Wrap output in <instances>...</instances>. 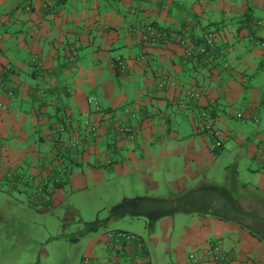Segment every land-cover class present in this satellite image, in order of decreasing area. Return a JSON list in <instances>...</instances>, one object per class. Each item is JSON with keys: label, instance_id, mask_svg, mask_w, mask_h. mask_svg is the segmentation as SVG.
<instances>
[{"label": "crops", "instance_id": "1", "mask_svg": "<svg viewBox=\"0 0 264 264\" xmlns=\"http://www.w3.org/2000/svg\"><path fill=\"white\" fill-rule=\"evenodd\" d=\"M147 24L169 40L143 43L135 29ZM210 30L225 63L187 60L185 38ZM118 59L123 76L112 67ZM160 77L175 85L160 88ZM190 90L199 108L177 105ZM100 106L112 114L95 113ZM204 108L220 132L218 151L198 130L195 111ZM64 119V139L87 122L99 126L96 139L58 154L52 134ZM117 124L136 137L117 134ZM0 155L22 177L52 182L60 156L70 173L38 206L80 217L77 245L103 228V243L80 261L67 247L48 264H133L134 246L104 241L111 230L142 237L151 264L264 263V0H0ZM87 197L94 220L74 202Z\"/></svg>", "mask_w": 264, "mask_h": 264}, {"label": "rangeland", "instance_id": "2", "mask_svg": "<svg viewBox=\"0 0 264 264\" xmlns=\"http://www.w3.org/2000/svg\"><path fill=\"white\" fill-rule=\"evenodd\" d=\"M183 1L187 5V3L192 2L194 4L195 1L199 0ZM0 162L4 164H0V167H4V171L0 169V264H36L37 261L39 264H48L47 261L59 260L56 249L61 251L67 247V252L74 253V258H79L80 261L89 246L94 244L97 246V244L103 243L97 241V237L102 234L103 230V228L99 227L96 232L79 236L80 243L78 245L75 244L70 238L79 235L74 236L73 233L76 232L80 217L77 220L75 214L67 211L68 209L49 210L43 213L41 206L34 205L30 207L27 203L23 205L11 200L3 187L12 186L15 189L12 182L6 178L16 171H12L9 161L7 159L4 160L1 155ZM27 179L29 180V178H21L18 183L22 184ZM102 197L106 198L105 193L102 194ZM92 198L74 199V202L78 203V206L82 209L84 219L87 220L95 219L94 208L91 204ZM22 199L27 202V198ZM79 223L82 228V223ZM122 226L127 227V225ZM258 230L264 232V227L258 228ZM45 246L50 253V257H47L45 253Z\"/></svg>", "mask_w": 264, "mask_h": 264}, {"label": "built area", "instance_id": "3", "mask_svg": "<svg viewBox=\"0 0 264 264\" xmlns=\"http://www.w3.org/2000/svg\"><path fill=\"white\" fill-rule=\"evenodd\" d=\"M31 8H26L27 11H29ZM141 30H138L141 35V40L143 43L152 45V46H157V45H162L168 40V34L164 32L160 27L154 25V24H147L144 26L140 27ZM136 31V30H135ZM216 36L214 33H207L206 36L204 37L202 43L198 45H194L191 41H187L186 39L183 41V46H184V53H185V58L189 60L190 62L196 63V64H202L204 63L205 65H212L216 66L217 64L220 63H225V58H224V52H217L216 46ZM143 57L137 58V60H142ZM116 64L114 65V70L116 72H120L122 74H126L127 67L125 66V62L121 59L116 60ZM159 85L161 88H166V87H173L175 84L173 81L166 79L164 77H160ZM187 99L189 101H197L200 98V94L196 92L195 90H190L186 94ZM91 103L93 102V99L89 100ZM212 110L210 108H204L199 111H196L195 113L198 115L199 118H201L200 122V131L203 134H206L210 136L211 139H213L212 142V150L217 151L222 147V141L220 137V132L217 131L213 125V114L211 112ZM85 132L83 134L84 138H90L91 136L88 135V132L91 134L94 133L98 128L96 125H93L90 122L85 123L84 127ZM60 130L63 132L64 127L62 126ZM116 133H122L125 134L131 138H135L136 130L132 126H115ZM60 135L58 134L55 136L54 143L56 144L57 151L62 150H76L80 147H82L83 144V139L80 137H75V138H66L63 140H59ZM64 167V166H63ZM65 169V168H64ZM106 241L110 243H115V244H131L134 246V258L135 262L138 264H146L143 261V244L141 239L136 236L135 234L132 233H127L124 231L120 232H108L106 234ZM214 251L218 252V249H215ZM210 260L207 261H216V257L213 253H210ZM191 259L195 261V264H198V260L194 259L193 256H191ZM203 261V260H200ZM259 264H264V263H259Z\"/></svg>", "mask_w": 264, "mask_h": 264}, {"label": "trees", "instance_id": "4", "mask_svg": "<svg viewBox=\"0 0 264 264\" xmlns=\"http://www.w3.org/2000/svg\"><path fill=\"white\" fill-rule=\"evenodd\" d=\"M155 25V24H154ZM141 27V26H140ZM136 31L137 30H141V29H135ZM165 31H167V30H165ZM209 32H211V33H214L215 34V31H208L207 33H209ZM206 33V34H207ZM206 34L201 38V39H199V40H189L188 38H185L187 41H191L194 45H198V44H200V43H202V41H203V39H204V37L206 36ZM168 40H169V34H168ZM167 40V41H168ZM215 46H216V44H215ZM216 49H217V46H216ZM222 51V50H221ZM221 51H219L218 49H217V52L219 53V52H221ZM224 58H225V60H226V54H225V52H224ZM116 61L114 60L113 61V63H112V67H113V69H114V65L116 64L115 63ZM202 64H204V63H202ZM32 65L33 66H36V67H42V65H41V63L39 62V60H37V59H34L33 60V62H32ZM201 65V64H200ZM205 65V64H204ZM217 66V65H216ZM114 72L117 74V75H120V76H123L124 74H122V73H120V72H116L115 70H114ZM166 79H168V78H166ZM169 80H171V79H169ZM171 81H173V80H171ZM160 87V86H159ZM161 88V87H160ZM167 88H169V87H166V88H163V89H167ZM34 91H35V88H32ZM7 95L9 96V98H14L15 97V91H12V90H9L8 91V93H7ZM186 97V96H185ZM183 98L181 101H178L177 102V105H179V104H182V105H184V104H188L189 106L190 105H192L193 107L194 106H196V108L198 107L197 106V101L195 102V101H189V99H187V98ZM90 99H93V102L91 103L89 100ZM89 100H88V103L89 104H93V105H95V106H97L98 105V103H97V99L95 98V97H89ZM199 108V107H198ZM201 110V109H200ZM108 110H105V109H103L102 108V106H100L99 108H97V109H95V113H104V114H112L111 112H107ZM196 111H199V109H196ZM195 111V112H196ZM196 116H197V119H198V123H199V125H198V130H199V132L200 133H202L201 131H200V122H201V118H199L198 117V115L196 114ZM112 120H114V115L112 116ZM213 125H214V127H215V120H214V118H213ZM64 127V130H63V132L60 130V128L61 127ZM70 126H71V121L70 120H62V122H59L58 123V125H57V127L55 128V130H54V132H53V134H52V139H53V143H54V139H55V136H57L58 134L60 135V137H59V140L61 139V140H63V135L65 134V132L66 133H68L67 132V130H68V128L69 129H71L70 128ZM96 126H97V124H96ZM99 126H97V128H98ZM215 129H216V127H215ZM217 130V129H216ZM84 132H85V130H84V128L82 129L81 128V130L79 131V133H77L76 134V137H80V138H82L83 139V144H82V147H80L79 146V148L78 149H76V150H80V149H83V147H85V146H88V145H90V144H92L93 143V141L96 139V137H97V133H98V129L94 132V133H90V132H88V135H90L91 137L90 138H84V136H83V134H84ZM117 134H119V135H125V134H122V133H117ZM203 134V133H202ZM125 136H127V135H125ZM127 137H129V136H127ZM136 137V136H135ZM129 138H131V137H129ZM70 139H72V138H70ZM132 139H134V138H132ZM54 146H56V144L54 143ZM222 147H223V144H222ZM221 147V148H222ZM220 148V149H221ZM219 149V150H220ZM62 150V149H61ZM61 150L60 151H58L57 153L58 154H60L61 155ZM76 150H73V151H76ZM69 152H70V149L68 150ZM218 151V150H217ZM58 158H59V162L58 163H60V164H57L58 166L56 167L57 169H56V171H57V174H58V176H59V178H60V180L59 181H55V180H53V182H52V180L51 179H49L48 181H40V180H35V179H32V178H30V177H28L29 178V180L27 179L25 182H23L22 184H20V185H22V187H18L17 185H16V183H18L20 180H21V178H24V177H22L20 174H18L17 172H15L14 174H11V175H9L6 179H8L10 182H12V184L15 186V189H18V188H22V189H20L19 191H18V193L16 194V192H12V193H10V192H6L7 193V195H8V197L9 198H11V200H15L14 202H19V203H21V204H23V205H26L25 203H27L30 207H33L34 205L35 206H38V205H40V204H44V202H43V200L48 196V194H47V190L49 189V187H54V188H58L59 186H62L63 184V179H65V178H67V176L69 175V173H70V169H69V167L67 166V165H64L62 162H61V158H60V156H57ZM0 164H2V162H0ZM64 166V167H63ZM65 168V169H64ZM2 170V169H1ZM2 171H4V169L2 170ZM13 171V170H12ZM22 190V191H21ZM0 191H1V189H0ZM3 191V190H2ZM23 195H24V198H27V202H25V201H23ZM12 197H14V198H12ZM16 199L18 200V201H16ZM32 205V206H31ZM112 232H120V231H124V232H127V233H132V232H129V231H126V230H111ZM108 232H110V231H107L106 233H104V241L106 242V234L108 233ZM132 234H134V233H132ZM136 236H138L140 239H141V241H142V244H143V256H142V258H143V261L146 263V264H151V260H150V258L148 257V250H146L147 248H146V244H145V242H144V240H143V238L142 237H140L139 235H137V234H135ZM121 244H123L122 246H132L131 244H124V243H121ZM134 253L132 254V262H133V264H138L137 262H135V258H134ZM191 259V258H190ZM192 260V259H191ZM36 264H39V262L37 261L36 262ZM86 264H89V260H86Z\"/></svg>", "mask_w": 264, "mask_h": 264}]
</instances>
